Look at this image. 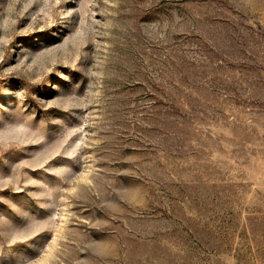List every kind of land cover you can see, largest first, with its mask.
<instances>
[{
  "label": "rangeland",
  "instance_id": "374dc122",
  "mask_svg": "<svg viewBox=\"0 0 264 264\" xmlns=\"http://www.w3.org/2000/svg\"><path fill=\"white\" fill-rule=\"evenodd\" d=\"M0 264H264V0H0Z\"/></svg>",
  "mask_w": 264,
  "mask_h": 264
}]
</instances>
